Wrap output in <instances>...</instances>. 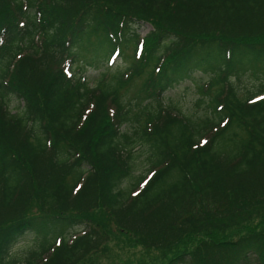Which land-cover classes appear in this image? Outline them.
<instances>
[{
	"label": "trees",
	"instance_id": "16d2710c",
	"mask_svg": "<svg viewBox=\"0 0 264 264\" xmlns=\"http://www.w3.org/2000/svg\"><path fill=\"white\" fill-rule=\"evenodd\" d=\"M116 50L129 65L104 81ZM143 70L132 112L120 90ZM195 71L213 116L162 102ZM246 72H264V0H0V264H264V85L240 94ZM29 232L42 249L12 257Z\"/></svg>",
	"mask_w": 264,
	"mask_h": 264
},
{
	"label": "rangeland",
	"instance_id": "374dc122",
	"mask_svg": "<svg viewBox=\"0 0 264 264\" xmlns=\"http://www.w3.org/2000/svg\"><path fill=\"white\" fill-rule=\"evenodd\" d=\"M134 27L136 28L140 36H144L150 30V26L146 23H137ZM127 53L130 55L132 52L131 50H129ZM111 62L113 66L105 70L104 73H107V74L105 77H103L104 81H105V78L109 76V74L117 72L118 70L123 71L124 67L128 66L130 61L129 60L125 61L122 57L116 56ZM111 62L110 60L108 61V63H111ZM79 65L78 64L74 66L71 65L72 74L77 75V76L85 74V71H81V70L78 71L79 69L77 68V66ZM104 65L107 66L106 63L104 62L101 63V67H99L98 69H94L89 66L86 67V76L89 80H91V83L95 84V82H97L98 79L102 77L103 71L100 69H102ZM144 71L145 70L139 72L137 75H134L135 77L129 80L130 82L120 90V94H122L125 101L130 104V107L133 108L132 112L134 111V107H136L137 105L136 104L138 100L137 97L139 98V94L141 92V89H140L141 86L143 88L145 87V85H147L146 84L147 83V78H146L147 72L146 71L144 72ZM208 76H209L208 73L203 72V71L193 72L189 78L184 79L181 82L172 86L171 88L163 91V94L161 96L163 104L167 106L172 105L174 109L176 108L179 113L185 114L190 117L202 116L204 114H210L213 116L212 108L209 107V105H207L209 94L207 95V91L206 92L199 91V85L202 84L205 80H207ZM231 80H230L231 83H233V85L236 87L238 92L242 95H245L248 93V91H252V92L257 91L261 85H264V72H258L256 76L252 75L250 72H246V73L240 74L239 76L231 77ZM146 87L145 89H147ZM8 102H9L8 104H9V107L11 108L12 113H15L23 105V101L14 96L9 97ZM126 102L124 103L128 105ZM125 129L128 130L130 134H133L132 133L133 127L130 124H126L124 125V127L122 126L121 131ZM133 148L134 146L132 145L131 149ZM133 154H137V157H135L134 159L136 163L135 164L136 168L134 169L135 173H138V172L143 173L148 166V162H147L148 153H147L146 144L143 143L140 146H136L133 149ZM77 229L78 231H81L82 233L81 226H78ZM76 234H79V233H76ZM73 237L74 236L72 237L70 236V238H68V242H71ZM119 240L120 238L118 236L111 234L109 240L106 243L109 245H114L118 243ZM53 241H54V237L49 238V239L47 238L45 246L52 245ZM56 241L57 239L55 238L54 243ZM42 244H43V241H42L41 236H38L37 234L33 232L26 233L13 246V248L11 249V255L12 257L17 258V259H23L31 251L41 250ZM115 253H116L115 248H111L109 251L108 250L105 251L104 256H113L115 255ZM122 255L125 258H127V260L130 261L132 259H136L140 257L142 253H138L136 249L135 250L129 249V250L121 251L120 256ZM148 255L149 257L152 258L155 255V252L154 251L149 252ZM110 259H113V258L102 257L103 261L110 260Z\"/></svg>",
	"mask_w": 264,
	"mask_h": 264
},
{
	"label": "bare ground",
	"instance_id": "6f19581e",
	"mask_svg": "<svg viewBox=\"0 0 264 264\" xmlns=\"http://www.w3.org/2000/svg\"><path fill=\"white\" fill-rule=\"evenodd\" d=\"M141 37H143V36H141ZM130 50V49H129ZM129 50H126V52H128ZM118 52H120V50H116V51H114L113 53H112V57H111V59H114V57H116V56H120V54L118 53ZM131 55V54H130ZM130 55L128 54V57H130ZM120 57H122V56H120Z\"/></svg>",
	"mask_w": 264,
	"mask_h": 264
}]
</instances>
